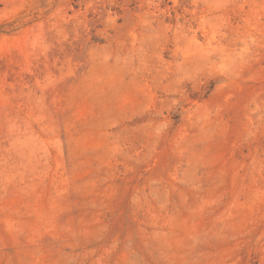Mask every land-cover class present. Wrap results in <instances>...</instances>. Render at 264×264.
<instances>
[{
    "label": "rangeland",
    "instance_id": "obj_1",
    "mask_svg": "<svg viewBox=\"0 0 264 264\" xmlns=\"http://www.w3.org/2000/svg\"><path fill=\"white\" fill-rule=\"evenodd\" d=\"M0 264H264V0H0Z\"/></svg>",
    "mask_w": 264,
    "mask_h": 264
}]
</instances>
